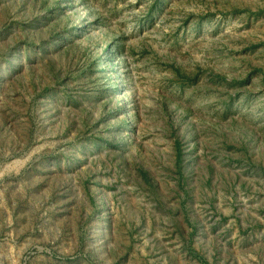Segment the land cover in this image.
<instances>
[{"label": "rangeland", "instance_id": "374dc122", "mask_svg": "<svg viewBox=\"0 0 264 264\" xmlns=\"http://www.w3.org/2000/svg\"><path fill=\"white\" fill-rule=\"evenodd\" d=\"M0 264H264V0H0Z\"/></svg>", "mask_w": 264, "mask_h": 264}]
</instances>
